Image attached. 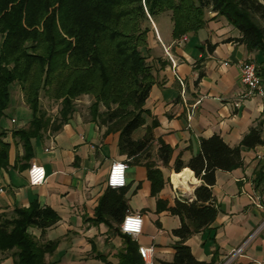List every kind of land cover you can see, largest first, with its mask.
Here are the masks:
<instances>
[{"label": "crops", "instance_id": "crops-1", "mask_svg": "<svg viewBox=\"0 0 264 264\" xmlns=\"http://www.w3.org/2000/svg\"><path fill=\"white\" fill-rule=\"evenodd\" d=\"M168 12L166 18L164 12L151 18L145 51L155 82L144 104V124L133 138L140 140L151 132L146 150L134 155L123 151L121 130L103 122L98 113L105 107L100 105L96 112L89 95L75 100L74 112L59 130L32 139L34 156L28 161H19L24 147L13 131L28 126L32 115L24 120L21 112L15 113L3 123L11 148L0 178V213L11 217L16 208L33 204L57 212L58 221L44 233L29 228L42 243L56 242L55 250L45 257L49 264H130L131 245L153 248L156 264L172 261L179 240L173 230L181 219L169 207L176 199L194 200L196 188L203 183L190 167L177 171V159L189 161L200 152L202 138L215 134L237 146L264 119V97H243L247 88L241 79V63L251 60L262 70L264 86V52L228 40L241 37V32L213 11L206 13L203 28L174 38ZM209 43L215 45L212 51ZM162 143L172 149L167 164L159 156ZM115 161L128 162L129 167L126 185L111 189L108 176ZM263 162L261 144L243 150L242 165L216 171L213 194L219 213L206 229L186 240L198 260L222 264L234 249L244 246L231 264L264 262V178L258 184ZM34 163L47 173L39 185L29 180ZM150 166L161 173L163 186L157 191ZM129 212L143 217L139 235L121 231ZM15 250L0 251V264H18Z\"/></svg>", "mask_w": 264, "mask_h": 264}, {"label": "trees", "instance_id": "trees-1", "mask_svg": "<svg viewBox=\"0 0 264 264\" xmlns=\"http://www.w3.org/2000/svg\"><path fill=\"white\" fill-rule=\"evenodd\" d=\"M165 11L171 12L174 38L203 28L206 13L213 11L241 32V37L228 40L264 52V0H0V178L10 159L11 144L3 123L10 116L14 84L21 86L32 115L28 126L13 131L24 147L19 161L34 156L32 139L59 130L74 112L75 99L84 94L94 97L96 112L100 105L105 107L98 114L110 129L121 130L123 151L134 155L146 150L152 133L135 140L133 132L144 124V104L155 82L145 55L151 18ZM214 47L209 43V50ZM203 74L201 70L200 77ZM42 92L61 101L57 117L43 109ZM263 128L264 119L237 146L218 134L202 138L198 154L187 162L177 159V171L190 167L203 183L196 188L194 200L176 199L169 207L181 219L173 230L179 240L174 259L158 264H216L215 259L198 260L186 240L206 229L219 213L213 194L216 171L242 165L244 149L264 144ZM171 153L169 145H160L163 163H169ZM149 176L154 190H159L160 170L150 166ZM263 178L264 162L258 184ZM58 219L55 210L38 204L16 208L11 217L0 213V251L16 249L18 264H49L45 257L55 250L56 242L42 243L29 228L44 233ZM128 252L130 264H144L139 247L131 245Z\"/></svg>", "mask_w": 264, "mask_h": 264}, {"label": "built area", "instance_id": "built-area-1", "mask_svg": "<svg viewBox=\"0 0 264 264\" xmlns=\"http://www.w3.org/2000/svg\"><path fill=\"white\" fill-rule=\"evenodd\" d=\"M241 79L242 83L245 85L247 88L246 92L244 93L243 97H252L259 95L261 97H264V86H263V76L261 72L259 71V68L257 64L254 61L247 60L241 63ZM239 102H237V106H239ZM13 122L16 121V119H12ZM124 165V171H123V179L124 183L123 185H113L111 183V179L113 176L114 169L116 165ZM129 167L128 162L125 161H115L110 169V173L108 176V186L117 189L124 187L126 185V170ZM40 170H43L42 172ZM47 178V173L46 169L44 166L39 165V164H32L30 169H29V180L32 185H39L45 182ZM33 180L36 181V183H33ZM132 217V218H139L141 221L140 224V229L138 232L136 231H125L123 226L125 224L126 218ZM264 226V222L262 224ZM121 231L125 234L131 235V236H136L142 233L143 231V217L139 214L135 213H127L120 225ZM244 246H241L237 249H234L230 255L227 257V259L222 263V264H231L235 258L243 253ZM152 251L153 248L146 247V246H139V252L141 254V257L144 260V264H156L154 259L152 258ZM254 264H264V262L257 261Z\"/></svg>", "mask_w": 264, "mask_h": 264}, {"label": "rangeland", "instance_id": "rangeland-1", "mask_svg": "<svg viewBox=\"0 0 264 264\" xmlns=\"http://www.w3.org/2000/svg\"><path fill=\"white\" fill-rule=\"evenodd\" d=\"M165 12H164V14H162L163 18H166V16H167V14ZM84 95H89V94H84ZM81 96H83V95H81ZM81 96H79V97H81ZM89 96H91V95H89ZM91 97H93V96H91ZM41 103H42L43 109L47 112V114L49 116H51V117L54 116L55 117V116L58 115V112H59V110L61 108V101L48 98L42 92V94H41ZM7 113L9 115H15V113H17V114L20 113L19 116L23 117L24 120L28 119L29 115L31 114L30 113V108H29V106L27 105V103L25 101L24 93H23V91L21 89V86L19 84H14L13 85V88H12V101H11L10 107L7 110ZM17 121H18V119H17Z\"/></svg>", "mask_w": 264, "mask_h": 264}, {"label": "clouds", "instance_id": "clouds-1", "mask_svg": "<svg viewBox=\"0 0 264 264\" xmlns=\"http://www.w3.org/2000/svg\"><path fill=\"white\" fill-rule=\"evenodd\" d=\"M124 165H116L114 172H113V176L111 179V183L115 186V185H123L124 183V179H123V171H124ZM41 172L43 170H40ZM33 183H36L35 180H33ZM140 224L141 221L139 220V218H132V217H128L126 218L125 224L123 226L125 231H136L138 232L140 229Z\"/></svg>", "mask_w": 264, "mask_h": 264}]
</instances>
